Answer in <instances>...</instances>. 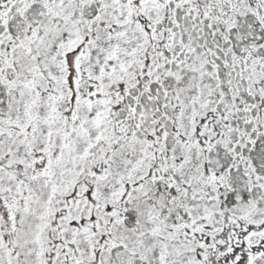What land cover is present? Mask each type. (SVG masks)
<instances>
[{
  "label": "snow or ice",
  "instance_id": "6c2138e0",
  "mask_svg": "<svg viewBox=\"0 0 264 264\" xmlns=\"http://www.w3.org/2000/svg\"><path fill=\"white\" fill-rule=\"evenodd\" d=\"M0 264H264V0H0Z\"/></svg>",
  "mask_w": 264,
  "mask_h": 264
}]
</instances>
